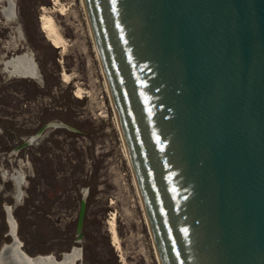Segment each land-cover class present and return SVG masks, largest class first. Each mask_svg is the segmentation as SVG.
Returning a JSON list of instances; mask_svg holds the SVG:
<instances>
[{"label":"water","instance_id":"95a60500","mask_svg":"<svg viewBox=\"0 0 264 264\" xmlns=\"http://www.w3.org/2000/svg\"><path fill=\"white\" fill-rule=\"evenodd\" d=\"M82 1L160 264H264V0Z\"/></svg>","mask_w":264,"mask_h":264},{"label":"rangeland","instance_id":"374dc122","mask_svg":"<svg viewBox=\"0 0 264 264\" xmlns=\"http://www.w3.org/2000/svg\"><path fill=\"white\" fill-rule=\"evenodd\" d=\"M47 16L63 47L41 31ZM21 65L34 74L21 75ZM48 123L77 132L50 128L13 153ZM112 215L120 251L112 245ZM5 247L54 263L74 251L70 264H158L82 0H0V252Z\"/></svg>","mask_w":264,"mask_h":264},{"label":"bare ground","instance_id":"6f19581e","mask_svg":"<svg viewBox=\"0 0 264 264\" xmlns=\"http://www.w3.org/2000/svg\"><path fill=\"white\" fill-rule=\"evenodd\" d=\"M53 1H54V3H58L59 2V0H53ZM83 6H84V4H83ZM85 15H86V12H85ZM86 18H87V16H86ZM89 29H90V27H89ZM41 31L45 34V37L47 38V40L49 42H51L55 47H58V48L63 47L65 41L61 37V35L58 32L53 20L50 17L47 16V17H45L42 20ZM90 33H91V30H90ZM91 37H92V34H91ZM92 41H93V44H94L93 37H92ZM94 49H95L96 57H97V60L99 62V66H100V69H101V72H102L104 84H105L107 95H108V98H109V102H110V105H111V108H112V111H113L115 123H116V126H117L118 130H119V134H120V137H121V140H122V144H123V147H124V153H125V156L127 158L128 163H129V167L131 169L132 177H133V180H134V183H135L133 170L131 168V164H130V161H129V158H128L127 150H126V147H125V144H124V140H123V137H122V134H121V130H120V127H119V123H118V120H117V116H116V113H115L113 102L111 100L110 92H109V89H108V86H107V83H106V80H105V77H104V74H103V70H102V67H101V64H100V61H99V57H98V54H97V50H96L95 44H94ZM18 68H19L18 71L21 74H25V75H28V76L34 74L32 66H29V65L28 66H26V65L23 66V65H21ZM61 76L64 78L65 81H67V82L70 81L71 77L68 76L67 74L64 73ZM82 94H83V90L80 87H77L76 95L78 97H82L81 96ZM135 186H136V183H135ZM136 190H137V186H136ZM137 193L139 195L138 190H137ZM140 202H141V200H140ZM141 206H142V203H141ZM142 210H143V207H142ZM143 213H144V210H143ZM144 217H145V213H144ZM145 222H146V225H147L150 237H151V233H150V230H149V226H148L146 217H145ZM109 226H110L109 228H110V234H111V239H112V245L115 247L116 250L120 251L121 250V244H120V240H119V237H118V234H117V230H116L115 216L114 215H112V217L110 219ZM151 241H152V246H153L154 253H155V256H156V259H157V263L160 264L159 258L157 256V252L155 250V246L153 244L152 237H151ZM17 256H19L18 258H19V261H20L21 264H69L71 260L73 262V261H75L74 258H76V254H75L74 251H72V254L67 255L66 259L64 261H62L61 263H54L52 261L51 257H37L35 259H32V258L28 257L25 254H18ZM121 259L123 260V257Z\"/></svg>","mask_w":264,"mask_h":264},{"label":"flooded vegetation","instance_id":"af4514ba","mask_svg":"<svg viewBox=\"0 0 264 264\" xmlns=\"http://www.w3.org/2000/svg\"><path fill=\"white\" fill-rule=\"evenodd\" d=\"M19 67H20V66H19ZM21 75H23V74H21ZM24 76H26V77H27L28 75H24ZM71 262H72V260L70 261V263H71ZM70 263H69V264H70Z\"/></svg>","mask_w":264,"mask_h":264}]
</instances>
